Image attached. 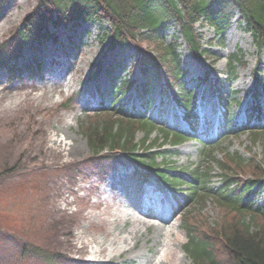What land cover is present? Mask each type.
<instances>
[{"label":"rangeland","instance_id":"1","mask_svg":"<svg viewBox=\"0 0 264 264\" xmlns=\"http://www.w3.org/2000/svg\"><path fill=\"white\" fill-rule=\"evenodd\" d=\"M35 5L36 0H6L2 4L0 43L21 26ZM9 8H12L11 15L5 22ZM237 14H233L230 25L224 29L220 25L222 28L217 29L197 24L204 47H209L211 54L218 58L217 63L213 57H206L199 63L190 55L183 40L180 52L184 67L189 71L187 77L191 86L198 81L201 84L206 72L216 76L224 74L230 56L236 52L243 54L238 79L227 88L233 97L230 106L233 122L241 126L247 121L246 110L253 98L256 68L264 79V48L258 53L252 33ZM107 28L108 24L95 22L56 29L50 25L57 41L46 40L27 47L19 62L24 68L18 76H11L6 69L0 68V264H42L38 260L28 263L26 259L18 260L25 244L57 253L59 264H79L75 260L89 257L94 246L92 243L85 247L83 240L94 236L105 239V226L98 216L108 211L109 206L119 218L130 212L153 225L142 227L143 235L138 236L134 249L123 257H116L117 264H149L154 258L165 259L166 253H169L166 264H192L184 251L187 237L183 225L189 221L202 232L207 224L215 226L233 218L217 208L213 200L204 205L192 202L178 205L185 197L184 188L161 192L154 182L145 183L132 175L133 169L119 153L93 155L82 127L94 119L100 107H110L108 98L116 83L114 78L136 81V87L120 96L119 103L143 110L142 102L147 98L142 90L144 77L140 68L134 67L135 49L110 51L105 39ZM177 34L174 24L166 31L167 41ZM99 64L101 72L94 78ZM160 82L158 80L153 88L154 100L146 115L156 118L160 110H164V118L171 126L188 130L181 118L182 108L171 101L167 105L161 102ZM198 92L197 136L182 145L167 144L162 149L168 151L165 159L174 174L188 175L187 168L202 158L205 147L200 139L206 141L218 136L222 110L216 95L209 91L207 84L200 86ZM255 126L252 123L250 128ZM143 137V131H138L137 141ZM157 137V133H152L150 141L153 143ZM51 139L57 142L64 139L61 149L68 142L80 145L81 150L74 155L56 151ZM252 139L249 132L225 135L213 144L217 146L214 156L224 159L225 150L239 153L257 162L264 171V141L254 143ZM213 174L214 187L222 186L216 167ZM233 175L240 184L247 179L261 178L247 170L236 171ZM250 193L255 205L264 207V180ZM156 210L161 219L162 212H167L168 219H173L170 225L146 217ZM155 225L164 228L160 236L155 233ZM116 227L118 230L132 228L123 222ZM147 236L150 239L144 245ZM163 242L166 243L164 248Z\"/></svg>","mask_w":264,"mask_h":264},{"label":"trees","instance_id":"2","mask_svg":"<svg viewBox=\"0 0 264 264\" xmlns=\"http://www.w3.org/2000/svg\"><path fill=\"white\" fill-rule=\"evenodd\" d=\"M5 2L0 0V8ZM236 10L240 12L241 21L252 31L255 45L261 51L264 48V0H36L35 7L21 26L0 43V67H6L12 75L17 74L21 70L19 60L27 47L46 40H57L50 25L58 28L83 22L108 23L110 27L105 36L110 50L135 47V66L141 68L146 79L145 93H151L155 82L162 78L164 102L172 98L182 106L183 118L191 124V120H196L197 91L188 87V71L183 67L178 51V38L167 42L165 31L176 24L195 59L213 57L211 50L203 47L196 25L205 22L214 27L220 24L228 26L229 18ZM242 57L239 53L233 54L226 80L217 76L214 85L221 106L227 110L228 125L232 124L228 116L230 95L225 88L237 77V66H242ZM255 77L258 82L261 81L258 74ZM133 87L134 82L120 80L112 88L111 106L100 108L94 119L82 127L92 153H120L143 179L154 178L166 189L185 186L187 202L204 205L213 200L217 208L233 216L231 220H224L215 226L214 223L207 224L202 232L187 221L188 241L184 249L192 264H264V208L255 207L254 202L248 199L255 182L240 185L232 178L236 171L242 170L262 178V167L238 153L227 151L224 160H216L211 156L216 149L213 146L204 151L202 162L189 170V178L170 174L167 166L158 161L161 152L154 147L158 140L151 144L149 137L158 131L165 142L173 144H181L187 137L183 132L167 128L161 121L162 116L152 120L141 111L130 110L125 103H119L120 96ZM152 102L150 97L144 102V108L148 110ZM260 112V104L255 100L250 108L252 118L261 120ZM138 131L145 133L141 141L136 138ZM251 134L254 142L261 137L264 140V131H253ZM214 163L224 173L221 187L212 184ZM22 259L28 260L27 263L38 260L42 264H59L57 253L32 244L23 245L18 260Z\"/></svg>","mask_w":264,"mask_h":264},{"label":"bare ground","instance_id":"3","mask_svg":"<svg viewBox=\"0 0 264 264\" xmlns=\"http://www.w3.org/2000/svg\"><path fill=\"white\" fill-rule=\"evenodd\" d=\"M12 8H9V11L6 15V18H4V21H8L10 18V11ZM4 28V26H2ZM51 141H54L52 145L53 149L56 151L61 152H67L68 155H74L77 154L81 148L80 145H71L66 142L65 148H63L64 139H62L60 142H57L56 140L51 139ZM51 146V147H52ZM69 146V147H67ZM101 203L97 204V207H100ZM158 211L154 212L153 214H146V217L157 219L160 221V223H163L165 225H170V223L173 221V219H168L167 212H162V219L158 216ZM111 211V206L108 207V211L103 212V215L98 216V220L102 222V225L105 226V229L103 230V235H105L104 240L98 239L97 236H94L90 240H83V244L85 247H89L92 243L94 246L92 247V250L89 252V257L85 258H78L75 261L79 264H117L114 260L116 257H123L128 252H131L134 247L137 244L138 236L143 235L142 233V227L146 226L147 228L150 226H153L150 222H147V220H142L139 216H135L130 212H127L126 215H124L122 218H119L120 216L114 215ZM110 215L114 216V219L110 218ZM119 222H123L124 224L129 223L132 228L131 229H123L118 230L116 225ZM150 223V224H149ZM155 233L160 236V234H163V227H160L159 225H155L154 227ZM142 233V234H141ZM148 239H150L149 236L145 238V243L148 242ZM133 242V243H132ZM133 244V245H132ZM154 244V243H153ZM153 246V245H151ZM161 246L164 248L166 246V243H162ZM110 252V253H109ZM158 253V250H157ZM160 253V251H159ZM169 253L165 254V259H167V255ZM164 258H154L150 261L149 264H155L158 262V264H166ZM131 262L134 260L133 258L130 259Z\"/></svg>","mask_w":264,"mask_h":264}]
</instances>
